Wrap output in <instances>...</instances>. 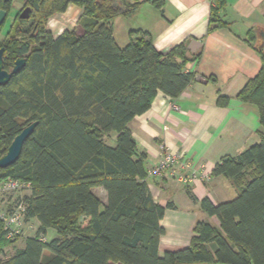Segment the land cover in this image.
Returning <instances> with one entry per match:
<instances>
[{"label": "trees", "instance_id": "obj_1", "mask_svg": "<svg viewBox=\"0 0 264 264\" xmlns=\"http://www.w3.org/2000/svg\"><path fill=\"white\" fill-rule=\"evenodd\" d=\"M22 1L31 7L30 17L13 38L19 13L7 40L0 41L7 70L26 58L25 67L0 87V158L24 127L37 126L18 161L0 167V182L31 183L30 194L17 200L24 199L26 221L38 220L39 228L3 258L18 237H7L0 218V264H264V132L259 143L222 158L213 169V176L229 178L237 191L219 204L201 199L219 225L199 221L189 247L160 254L161 220L172 204L155 201L128 124L152 106L159 91L177 97L194 73L184 70L183 44L162 54L148 33L131 30L121 46L113 21L133 15L144 2L161 9L164 0ZM12 2L0 0L8 16ZM71 3L82 9V32L54 35L49 19ZM223 4L217 2L212 23L219 21L215 10ZM261 53L260 72L238 97L258 107L264 128ZM96 188L107 192V202ZM50 228L57 236L42 240Z\"/></svg>", "mask_w": 264, "mask_h": 264}, {"label": "crops", "instance_id": "obj_2", "mask_svg": "<svg viewBox=\"0 0 264 264\" xmlns=\"http://www.w3.org/2000/svg\"><path fill=\"white\" fill-rule=\"evenodd\" d=\"M218 1L164 0L161 9L144 2L133 15L113 21L121 46L128 43L131 30L148 33L162 54L183 44L184 70L194 73L192 82L177 97L159 91L152 106L128 124L147 171L160 161L166 147L182 154L195 168L204 164L211 173L210 180L189 185L169 175L147 177L155 201L172 204L161 220L165 233L159 242L160 254L189 247L199 221L219 225L218 218L208 215L200 201L208 197L219 204L231 200L236 189L229 178L213 176V169L222 158L237 156L259 143L264 132L258 107L238 97L262 67L264 0H223L215 10L219 21L212 23ZM72 5L47 23L54 35L63 33L71 15L77 12L81 17V7ZM128 19L136 20L135 28L124 27L120 43L116 25H125ZM110 138L116 141L113 133ZM94 191L107 202L103 188Z\"/></svg>", "mask_w": 264, "mask_h": 264}, {"label": "built area", "instance_id": "obj_3", "mask_svg": "<svg viewBox=\"0 0 264 264\" xmlns=\"http://www.w3.org/2000/svg\"><path fill=\"white\" fill-rule=\"evenodd\" d=\"M176 108H178L175 105ZM169 175L177 182L189 185L198 181H208L211 173L205 170V165L195 168L191 161L183 157L179 152H173L169 148H163L160 161L148 171V176L163 177ZM31 183L19 179L8 178L0 182V200L18 192L30 191ZM1 202V201H0ZM27 206L24 199L17 200L11 208H3L0 204V218L4 223L8 238H16L21 235L26 221ZM29 222V221H28ZM30 228L33 225L29 226ZM46 240L45 237L41 238Z\"/></svg>", "mask_w": 264, "mask_h": 264}, {"label": "rangeland", "instance_id": "obj_4", "mask_svg": "<svg viewBox=\"0 0 264 264\" xmlns=\"http://www.w3.org/2000/svg\"><path fill=\"white\" fill-rule=\"evenodd\" d=\"M71 4H73L72 6L75 9L79 8V5H77L76 3H71ZM24 9H25V3L22 0H13L11 11H10V14H9V16L7 18L5 28L0 33V41L4 42V41L7 40V36H6L7 31L10 30L11 26L14 24V22L16 20V17ZM79 15L76 12L73 15H71L70 20L69 19L66 20L65 24L67 25V27L64 29V31H66V30H69V31L76 30V32H82V29H80V26H79V23H80ZM50 19H49V21H50ZM135 24H136V20L128 19V21H125V25H120V26L116 25V28H117L116 32H117V35L119 37L120 43H123V38H122L121 34H122V31H123L124 27L130 25L131 27L135 28L134 27ZM25 26H27V25H25ZM47 28L54 34V31H52V28L48 24H47ZM113 134H114V136H116V132H113ZM107 139H108V143L109 144H113L114 145L116 143L115 139L112 140L110 137H108ZM97 192L102 195L101 191H98V189H97ZM26 194H30V191H24V192H18V193H15V194H11L9 196L4 197L2 200H0L1 201L0 204H1V206L3 208H8V207L11 208L19 197H22V196H24ZM236 196H237V191L234 193V195H233V197L231 199H234ZM30 225H33V227L30 228L29 227ZM38 228H39V223H37L36 221L30 220L29 222H26L25 226L23 227L21 235L18 236V240L16 241V243H14L11 246L6 248V252H5V255L3 256V258L9 257L10 255H12L14 253L15 249L22 247L24 245V239L26 237L36 235V232H37ZM56 236H57L56 230L53 229V228H50L48 230L47 234H46V238L45 239L49 241V240L53 239Z\"/></svg>", "mask_w": 264, "mask_h": 264}, {"label": "water", "instance_id": "obj_5", "mask_svg": "<svg viewBox=\"0 0 264 264\" xmlns=\"http://www.w3.org/2000/svg\"><path fill=\"white\" fill-rule=\"evenodd\" d=\"M7 1V0H6ZM71 2H79L82 0H69ZM32 9L31 7H26L19 15V19L15 22L11 35L12 37H16L17 31L21 26L22 20L28 19L30 17ZM8 16V11L2 9L0 10V28L6 21ZM4 53L5 48H0V87L6 85L13 75L19 73L26 65V58H18L11 70H7L4 64ZM37 126V122H34L26 127L14 138L12 143L10 144L8 151L5 155L0 158V167L7 168L13 165L20 158L24 144L27 139L33 133L35 127Z\"/></svg>", "mask_w": 264, "mask_h": 264}]
</instances>
